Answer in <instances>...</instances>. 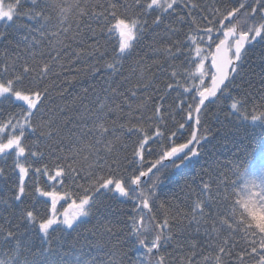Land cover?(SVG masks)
<instances>
[{"label":"snow or ice","instance_id":"obj_1","mask_svg":"<svg viewBox=\"0 0 264 264\" xmlns=\"http://www.w3.org/2000/svg\"><path fill=\"white\" fill-rule=\"evenodd\" d=\"M25 2L31 5L27 11L21 9ZM181 2L150 0L145 4L143 0H97L81 6L80 0H15L5 10L0 0V18L29 21L17 25V35L11 39L10 33L0 30V41L5 44L4 52L0 53V154L10 157L14 152L16 157L11 166L0 167V183L13 192L8 199L0 198V251L6 256L0 259V264H95L94 260L74 255V244L79 239L70 243L69 239L54 240L52 236L59 231L71 238L77 228L95 219L99 227L97 233H90L92 239L99 235L111 240L112 230L108 226L112 224L109 217L113 202L133 205V215L128 217L132 222L131 231L150 258L155 256L154 250L159 252L169 243L171 220L181 233L192 228L193 223L192 235L203 229L201 243L204 249L210 250L209 260L215 264H245L257 256V264H264V151L247 161L243 168L238 158L222 162L213 144L216 137L205 126L204 119L209 105L224 98L232 101L226 106L227 116L240 120L250 116L253 122H264V0H213L203 9L191 0H183L182 11L186 10V15L173 23L196 25L185 34L187 48L182 47L184 42L163 46L161 40L165 36L179 31L166 21L181 7ZM70 14L77 22L75 29L64 27ZM201 20L207 26L201 27ZM160 28L164 29L163 35L156 31ZM100 34L105 35L104 41L95 39L92 44L87 43ZM113 36L118 40V47L112 44ZM77 43L79 47H73ZM13 44L14 52L8 51ZM257 45L260 47L259 72L245 81L252 71L245 70V62L250 49H256ZM161 54L165 56V63L183 56L188 65L183 72L174 64L168 65L171 72L161 67L160 75L175 81L166 87L155 86V77L146 75L152 66L149 56ZM88 59L93 61L89 71L94 73L103 96L94 93L95 99L85 104L88 90L84 89L70 104L50 108L55 85L51 78L60 80L63 76L60 92L56 93L63 100L66 89L62 85L76 79L68 74L75 70L78 76L81 69L74 65L86 63ZM125 65L131 68L128 75H125ZM137 70L140 75L132 84ZM181 77L184 84L191 80V85L181 84ZM238 78L241 84L235 83ZM257 81L258 89L255 88ZM244 83L246 88L242 87ZM233 91L236 96L232 95ZM148 112L151 115H145ZM113 115L116 119H111ZM121 119L124 123H120ZM133 120L136 124H131ZM217 123L226 131L223 122L217 119ZM228 123L236 126L234 121ZM187 130L191 132L185 138ZM28 135L35 139L26 144ZM124 136L135 146L131 156L128 145L123 142ZM42 147L47 151L34 150ZM45 156L57 162L54 175L47 166L34 170L31 167L34 158L43 160ZM193 162L201 163V182L195 190L185 193L186 197L196 196L192 202L185 200L190 214L181 212L177 206L176 213L166 215L163 224L156 222L153 210L159 198L158 190L171 171ZM42 176H47L44 183L52 190L39 186ZM26 177L33 180L31 193L26 191L29 187ZM81 180L84 182L79 183ZM48 181L55 183L49 185ZM241 181L240 191L245 195L232 201L231 197L238 195ZM192 182L195 183V177ZM57 185L63 191L56 190ZM189 187L185 180L181 191ZM70 188L74 190L70 192ZM29 196L46 199H36L31 206L21 208ZM256 196L259 214L253 199ZM65 203L67 208L61 214L57 205ZM169 203L162 201L159 207ZM37 204L43 205V212ZM14 208L17 210L13 211ZM182 218L189 221L185 227H180ZM241 231L245 237H258V242L255 239L250 242V252L234 239ZM152 232L155 236L148 240ZM78 236L89 240L83 233ZM143 264H153V261L149 259ZM154 264H165V257L155 259Z\"/></svg>","mask_w":264,"mask_h":264},{"label":"trees","instance_id":"obj_2","mask_svg":"<svg viewBox=\"0 0 264 264\" xmlns=\"http://www.w3.org/2000/svg\"><path fill=\"white\" fill-rule=\"evenodd\" d=\"M97 0H80L81 6L90 5L92 3H96ZM103 2V0H100ZM145 4L149 3L150 0H143ZM192 3H195L200 6V9H203V6L206 4H211L213 0H191ZM5 4V10H7L8 4H14L15 0H3ZM219 6V5H217ZM230 6H237L232 4ZM31 7L28 3H22L21 9L23 11L29 10ZM183 0L181 2V7L176 9V13L166 21V23H172V26L179 31L170 37L165 36L163 40H161V44L163 46H168L173 42H184L182 47L187 48L186 42V33L191 32V29L195 28L196 25L189 26L188 23L184 24H177L173 23V21L177 20L179 16H185L186 10H183ZM99 9H97L98 11ZM206 14V13H205ZM193 15H196V12H193ZM190 19V18H187ZM201 27L207 26L201 20L199 21ZM29 23L26 19H14V21H6L0 18V30L6 31L10 33L9 39L12 38L13 35H17L15 32V28L19 24H26ZM76 20L72 18L71 14L69 16L68 21L64 24V27H70L72 29L76 28ZM115 23V21H112ZM227 23V22H226ZM251 23V21H249ZM11 26V27H10ZM93 27L99 28L98 25H93ZM161 35L164 34V29L160 28L156 30ZM22 34V33H21ZM95 39H99L104 41L106 39L105 35L100 34L97 37H93L87 40L88 44H92ZM65 43H70V41H65ZM112 44L118 47V40L116 36L112 37ZM73 47H79V44H74ZM15 44L8 47V51L14 52ZM5 50V44L3 41H0V53H3ZM214 50V45H213ZM260 47L257 45L256 49L249 51V56L245 62V70L251 69L252 71L249 72V75L245 77V81L251 78L254 73L259 72L258 65L261 63L259 58ZM55 55V53H53ZM149 63L152 66L147 71V76L155 77V86L158 87H166L167 83H174L175 81L169 79L167 76H161V67L167 69L168 72H171L172 69L168 67L169 64H174L177 67L178 71L183 72L185 69L188 68V65L184 63V57L180 56L176 60H167L165 63V56L163 54L157 56H149ZM155 61V63H153ZM93 63L91 59H88L86 63H81L74 65V68L81 69L79 75L77 76V72L73 70L70 74L72 77H76V79H69L65 82L62 87L66 89L62 95L64 99L61 100L56 93L60 92V80H63V76L60 77V80H57L55 76L51 79L55 81V85L53 86V95H52V102L49 103V107H55V105H63V104H70L71 100L75 96H79L84 89L88 90V97L83 101V103L87 104L88 100H94L95 94H100L103 96V93L100 91V86L97 85L96 79L93 78L94 73L89 71V64ZM206 64L209 61L205 62ZM98 66V65H97ZM131 71L129 65H125V75H128ZM140 75L139 70H137L136 74L132 76L131 83L135 84L137 81L138 76ZM181 84H184V78L181 77ZM207 80V78H206ZM103 83V81H101ZM192 81L188 80L187 84H184L185 87L191 85ZM207 83L210 84V80H207ZM236 84H241V80L238 78L235 81ZM95 86V88H93ZM115 87V85H113ZM242 87H247V84L244 83ZM260 85L257 81L255 84V88H259ZM123 91V89H121ZM95 93V94H94ZM176 93H173L175 96ZM219 95V93H218ZM233 96H236L237 93L235 91L232 92ZM191 102V101H189ZM259 104V100L255 101ZM119 103V101H117ZM232 103L231 100H225L221 98L215 104L209 105L208 109L206 110V116L204 119L206 120L207 127L212 129V136H215L216 139L213 140V144L216 145L215 152L218 155V158L222 162H227L229 160H233L234 158H238V163L240 167H245V163L249 161L252 157H258L262 151H264V122L262 121H251L250 116L247 120H240L236 119L235 116H227L228 107ZM16 109H10V111H15ZM124 111L127 112V108H124ZM248 111L251 112V104L248 106ZM241 112H244V109H241ZM139 115V113H137ZM145 115H151L150 112L145 113ZM227 116V119H226ZM111 119H116L115 115L111 117ZM177 119H179L177 117ZM217 119L223 122L226 125V131L220 129V125L217 123ZM229 121H234L236 126L229 124ZM180 122H183L182 120ZM120 123H124V119L120 120ZM151 123V121H149ZM131 124H136V121L133 120ZM131 126V125H129ZM191 130H187L184 132V137L187 138L190 136ZM217 133H219L217 135ZM27 135V134H26ZM35 137L32 135H28L27 140L25 143H29L30 141L34 140ZM132 139H135L133 137ZM123 142L128 145V154L131 156V152L134 149V145L131 143L127 136L123 137ZM183 142V140L179 141ZM211 147V146H210ZM37 151H47L46 148L34 149ZM27 155V153H26ZM16 159L15 153L13 152L10 157L4 156L0 154V167L11 166L13 161ZM23 160V158H21ZM55 158H49L45 156L43 160H39L38 158H34L31 161V167L34 170L37 167H45L47 166L50 174L55 173L56 167ZM203 163V161H201ZM201 163H189L183 169L176 171L173 170L169 173L168 178L163 182L159 191V198L156 200L155 204L156 207L154 208V213L156 215V222L163 224L166 215L171 216L174 215L177 211V206H179V210L183 213L190 214L191 209L185 205V200L187 199L189 202H192L196 199L195 194H191L189 196H185L186 192H191L192 190L196 189V186L200 184V167ZM31 176V172H30ZM195 177V183H193V178ZM119 178V176H117ZM233 180L236 177H231ZM16 179L15 174H13V180ZM204 179H207L205 177ZM185 180L188 181L189 188H185L184 191H181V188L184 187ZM45 181H47V176H42L39 179V186L44 188L45 190H52L51 187H47L45 185ZM26 182L28 183L29 187L26 189L27 192L31 193L33 191V180L26 177ZM84 181H79V183H83ZM54 181H48V184H54ZM69 183V182H66ZM9 187H12L11 181H9ZM242 187V181L239 182L237 187L238 195L232 196V201H238L242 196L245 195L244 192L240 191ZM56 190L63 191L59 188V185L56 186ZM74 189L70 188L69 191H73ZM259 192V189H256ZM175 192L176 196H173L172 193ZM13 192L9 191L8 188L4 186L3 183H0V198L8 199V197L12 196ZM178 197V198H177ZM36 199H46L43 197H36L33 198L29 196L25 199L24 204L20 205L23 208L25 205L31 206L35 203ZM256 200L257 206L256 211L260 213V205H259V197H253ZM168 200L170 201L169 204H166L164 208H160V204L162 201ZM71 202V197L68 199V203ZM223 206V204L221 205ZM37 208L41 209L43 212V205L37 204ZM48 208H51V202L49 200ZM59 212L62 214L64 209L67 208V204H60L57 205ZM17 209H13L16 211ZM167 210V213L166 211ZM243 209L241 208V211ZM110 212L112 215L109 217L111 219L112 224L108 227L112 230V239L109 240L107 236L101 238L99 235L96 236V239H92L90 233H97L98 225L97 220L93 219L91 223H87L84 227L77 228V231L72 232L71 238H68L66 234H62L59 231L53 233L52 238L54 240L59 239L61 241L65 239H69V242L72 243L77 239L80 240L79 243H75L74 247L76 252L74 255L76 257L82 256L85 260L88 261H95V264H108L109 261H115V264H143L144 261L151 259L154 261L158 259L160 256L165 257V264H215L214 260H209L210 250L204 249V245L201 243V238L203 237V229H201L200 233L197 235H192V232L195 228V224L193 223L192 228H189L187 232L181 233L179 228L173 227L176 223L175 221L169 222L168 227L172 229L171 231V239L169 243L164 245L159 252L154 250L155 256L148 257L145 255V250L140 247L137 242V238L135 235L132 234L131 226L132 222L128 219L129 216L133 215V205L129 203H120V202H113L110 207ZM236 218L239 219V211H237ZM87 219V218H84ZM189 223L188 219L182 218V224L180 227H185ZM96 226V227H94ZM103 231V229H99ZM167 231V229H163ZM78 233H83L84 236H89V240L85 241L83 237H79ZM155 236V232H152L151 235L147 237L148 240L153 239ZM237 243L241 245V247L246 248L249 252L251 249V241L253 239L257 240L258 237L247 236L243 235V231L239 235L234 237ZM258 246V244H257ZM239 250V249H237ZM65 251H68L65 248ZM5 252L0 251V259H5ZM259 257L257 256L256 259H248L246 260L245 264H257Z\"/></svg>","mask_w":264,"mask_h":264},{"label":"water","instance_id":"obj_3","mask_svg":"<svg viewBox=\"0 0 264 264\" xmlns=\"http://www.w3.org/2000/svg\"><path fill=\"white\" fill-rule=\"evenodd\" d=\"M181 170V169H180ZM176 171H179V170H176Z\"/></svg>","mask_w":264,"mask_h":264},{"label":"rangeland","instance_id":"obj_4","mask_svg":"<svg viewBox=\"0 0 264 264\" xmlns=\"http://www.w3.org/2000/svg\"><path fill=\"white\" fill-rule=\"evenodd\" d=\"M71 211V210H70ZM63 214V213H62Z\"/></svg>","mask_w":264,"mask_h":264}]
</instances>
